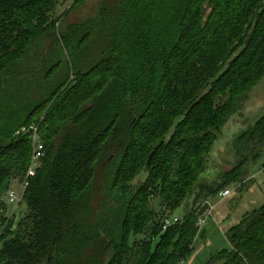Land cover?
Wrapping results in <instances>:
<instances>
[{"label":"trees","instance_id":"16d2710c","mask_svg":"<svg viewBox=\"0 0 264 264\" xmlns=\"http://www.w3.org/2000/svg\"><path fill=\"white\" fill-rule=\"evenodd\" d=\"M57 3L0 0V196L31 159V134L17 132L39 125L46 147L24 215L0 214V264H191L206 237L198 217L244 183L264 145L262 118L238 137L236 166L213 181L215 143L264 78V0L105 5L71 26L80 36L66 26V74L54 62L33 86L31 49L55 29ZM154 198L171 211L151 208ZM173 212L179 222L163 230ZM225 237L228 247L196 264H264V204Z\"/></svg>","mask_w":264,"mask_h":264},{"label":"rangeland","instance_id":"374dc122","mask_svg":"<svg viewBox=\"0 0 264 264\" xmlns=\"http://www.w3.org/2000/svg\"><path fill=\"white\" fill-rule=\"evenodd\" d=\"M117 1L119 0H88L80 4L76 0H58L54 11L50 15L55 29L45 36L44 41L38 40L32 47L31 51L34 53L35 58L28 62V64L25 61L20 63L17 68L24 70L23 67H27L26 64L28 65L27 69L30 71H35L37 68L36 70L39 73H32L28 78L32 81L33 86L38 81H41L40 77L42 72L49 70V67L54 62L59 61L61 66L56 76L66 74L68 69L67 54L64 51V46L61 41V35L63 36L66 33V26L70 25L69 28L72 29V33L75 32L78 34L77 36H80V28L76 29V27L71 26L96 21L99 17L101 7L113 5ZM43 58L47 61L43 60ZM47 84L50 85V79L47 80ZM262 118H264V78L251 90L247 99L243 101L241 109L231 116L215 143L209 161L213 181L220 180L225 172L236 166L240 157L238 154L240 153L238 152L240 151L237 143L238 137L243 132L253 129L256 122ZM38 134L42 139L40 126ZM42 141L44 140L42 139ZM236 147L239 148L238 151ZM260 148L261 150L257 148L258 153L260 152V157L255 161H249L243 167L245 173H247L244 183L230 184L226 187L231 190L230 195L221 197L217 194L210 199V204L214 206L213 216L207 220L204 228H202L206 230V237L204 239L199 237L195 242L194 254H198L201 250L197 256V262H205L220 249L228 247V241L225 237L226 231L231 226L239 223L246 213L264 204V145H260ZM251 157L253 155H250L249 158L251 159ZM27 168L22 172L14 169L8 178V187L0 196V214L4 217L9 218L11 215V210L7 203V191L12 185L17 184L22 179ZM143 180L144 177L139 176L135 179L134 183L140 184ZM102 183L105 185L104 178ZM104 191L105 189L99 184L98 193L101 195ZM150 206L162 213L171 211V208L163 205L159 198H154L150 202ZM25 210V204L20 202L14 209V218L19 220L24 215ZM189 263L196 264V261L192 263L191 260Z\"/></svg>","mask_w":264,"mask_h":264},{"label":"built area","instance_id":"2783aa9c","mask_svg":"<svg viewBox=\"0 0 264 264\" xmlns=\"http://www.w3.org/2000/svg\"><path fill=\"white\" fill-rule=\"evenodd\" d=\"M39 125H33L30 128H23L19 133H30L32 137V155L28 165V168L22 177V179L15 185H12L9 190L7 191V203L10 207V217H12L14 209L18 206L21 202L23 195L28 188L31 179L36 175L38 169L42 165V160L46 155V147L44 141L40 138L38 134ZM231 194L230 189H225L219 193L221 197H226ZM214 211V206L208 203L207 209L198 217L197 225L199 227V231L202 230L206 221L209 218H212ZM180 216L178 213L167 214L161 219L163 230H166L168 227L172 226L173 224L179 222ZM179 264H185L181 261Z\"/></svg>","mask_w":264,"mask_h":264},{"label":"crops","instance_id":"0c3cea01","mask_svg":"<svg viewBox=\"0 0 264 264\" xmlns=\"http://www.w3.org/2000/svg\"><path fill=\"white\" fill-rule=\"evenodd\" d=\"M200 252H201V250L198 252V254H195L194 258L192 259V263H194V262H195V260H196L197 256L200 254Z\"/></svg>","mask_w":264,"mask_h":264}]
</instances>
